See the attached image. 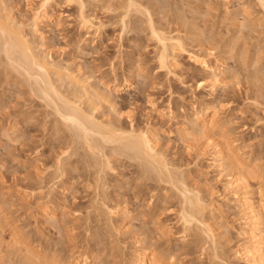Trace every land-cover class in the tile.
<instances>
[{"label": "rangeland", "instance_id": "374dc122", "mask_svg": "<svg viewBox=\"0 0 264 264\" xmlns=\"http://www.w3.org/2000/svg\"><path fill=\"white\" fill-rule=\"evenodd\" d=\"M3 1L13 8L16 17L25 19L31 17L43 2ZM123 1L126 0L85 1V14L97 26L104 24L97 35L96 26L89 29L81 26L78 3L66 7L68 1L55 0L48 10L55 11L54 21L57 23L60 20L62 27L53 26L49 29L45 26L43 31L47 43L43 45L41 42L42 46L38 50L50 53L63 64L81 66L83 71L94 70L95 75L104 76L105 80L106 77L113 79L116 76L119 80L124 79L123 76L132 79V85L118 94L116 108L122 109L124 113L131 108L142 127L157 130L160 143L169 146L170 163L178 170H183V180L190 183V188L197 187L204 201L211 204L206 215L217 235L216 251L226 256L229 264H247L237 254L240 246L246 243L242 234L246 221L244 212L235 202L234 190L228 189L226 185L234 172L227 164L221 168L213 164L214 146L207 145L206 137L195 134L191 121L194 107L200 109L201 102H205L203 100L211 104L210 112L218 107L221 121L227 124L224 126L225 131L223 128L214 131L217 133H214V138L220 135L218 139L241 148L239 154L246 156L248 166L252 167L255 160L258 165H264V109L258 106L264 100L262 11L254 0H155L160 6L153 0H141L143 3L153 2L151 10L157 8V14L153 10L157 28L168 31L169 34L165 31L167 36L176 31L173 37L179 36L188 50V53L183 50L177 54L178 67L175 66L174 72L169 75L163 68L157 70L159 46L149 35L147 17H142L144 14L138 13L137 16L133 12L135 15L132 13L131 18L135 16L132 21L135 18L136 21L122 32L120 16ZM240 4L242 6L239 7ZM235 7H239V11L234 18L228 11ZM245 8L249 11V17L242 13ZM133 25L137 26L135 31ZM211 50H214V55L208 56ZM189 52H194L204 60L210 58L212 61H208L212 65L216 64L222 83L215 87L213 93L207 90L208 87L193 90L185 86L191 85L198 76L211 75L209 72L207 75L201 65L195 64ZM0 65V178L7 182L6 185L0 183V264H37L32 261L34 259L28 258L26 247L36 251L35 260L42 264L43 261L46 263L47 257H50L47 260H51L52 255L63 259L70 250L84 251L85 248L90 249V245L91 249H96L98 245V251L102 252H98L99 259L91 264H128L139 248L132 237L134 233L142 237V242L146 240L140 245L143 249L156 251L164 260L170 261V256H176L177 264H217L216 259H210L214 256L211 248L213 244L207 233L203 232V227L194 222L193 226L186 228L181 218L184 208L182 195L177 188L148 180L147 175L145 178L136 165L126 160H123L124 163L113 160L115 171L107 169V175L102 174L103 178L106 177L102 179L104 182L94 173L96 166L92 167L93 171L89 161L84 165L87 160L83 158V152L80 157L82 149L79 155L65 158L62 162L64 168L59 167L56 160L62 152L74 147L70 145L71 138L63 133V126L57 117L49 114L51 108L46 109L48 107L44 101L33 94L24 77L12 73L15 70L7 66L4 68V64ZM235 76L240 78L239 88L231 87ZM225 84L227 88L223 87ZM149 99L155 108H152ZM224 104H231L232 107H221ZM161 105L164 108L173 106L175 112L170 120L159 116L157 110ZM108 109H105L106 112L111 111ZM189 135L193 139L190 140ZM81 159L85 160L84 163ZM97 181L100 185L101 182L107 185L106 189H102L103 185L98 188L99 196L96 192ZM253 181L250 183L257 188V181ZM25 189L35 192L28 193ZM47 194L53 196L49 198ZM99 197H102L101 203L104 199L105 205L100 204ZM45 203L61 204L58 213H52L58 217L59 230L50 217L39 216L38 210ZM95 203L100 204V210ZM115 206L118 212L114 216L106 214L107 209ZM89 212L90 217L87 215ZM74 239L77 242L74 243ZM87 239L90 240L88 244ZM67 259L61 264H67Z\"/></svg>", "mask_w": 264, "mask_h": 264}, {"label": "bare ground", "instance_id": "6f19581e", "mask_svg": "<svg viewBox=\"0 0 264 264\" xmlns=\"http://www.w3.org/2000/svg\"><path fill=\"white\" fill-rule=\"evenodd\" d=\"M67 1L68 0H66V2ZM85 1L86 0H73V3L76 2L80 4L82 2L86 6ZM153 1L155 2V0ZM254 1H255L256 6L260 7V10L262 11V14L264 16V7H261L260 0H254ZM53 2H55V0H48V7L51 6ZM43 3H44V0L41 3V5ZM151 3L153 4V2ZM151 3H148V2L143 3L141 2V0H126L121 5L122 14L120 16V23L122 24L121 25L122 32L124 33L125 29H127L131 24H133L134 21H136V18L135 20L132 21V18L135 17L133 15L137 14L138 16L140 13L141 15L144 14V16L142 15V17H145V18L147 17L146 22H148L149 35L151 36L152 39H154L157 42L156 44L159 46V53L157 56L158 64L160 65V59H161V56H163L166 61L165 67L170 68L172 72H174V67L177 66L176 64L178 63L177 54L178 53L180 54V52H182L181 47L183 48L184 51H186V49L184 47V43L182 42V39H180L179 36L173 37V35L176 34V31L175 33H171V36L170 35L167 36V34H169L168 31L166 30L163 31L161 28L160 29L157 28V25L155 24V20L157 19L153 17V12L156 11L157 8L153 9L154 11L151 10L152 9L151 7H153ZM166 3L167 2H165V4ZM7 4L5 3V1L0 0V64H4L3 67L7 66L11 70H15L12 73L16 72L17 74L22 76V78L24 77L25 82L27 81L26 83L27 85L29 84L28 86L31 88L30 90L33 92V94L36 95L38 98H40L42 101H44V105L48 107L46 109L51 108V112L49 114L52 116L54 114V116L57 117L58 121L63 126V129H64V120L62 119V117H68V118L79 121L80 126L78 128L77 135L75 137H68V138H71V141L67 139L68 141H70V145L73 144L72 146H74L73 148H71V154L73 155L70 154L71 156H69V158H71L74 155L76 156V154L79 155L80 154L79 150L82 149L80 157H82V152H83V154H85L83 158L87 160V163L86 162L84 163L85 160L81 159L83 161L82 163H84L85 165L90 162L91 164L89 165L91 167L90 168L91 170H93L92 167L96 166L97 168L95 167L96 169H94L96 171L94 170L93 171L94 173L97 174L98 179H101V180L106 178L105 176L103 178L102 174L107 175L106 173L108 172V170L115 171L114 166H113V160H115L117 163L118 161L120 163L121 161L126 160L129 163L131 162L133 165H136L138 169L141 171V173L145 175V178L148 177L147 178L148 180H151V181L155 180L158 183H162V184L165 183V185L169 184L168 186H172L173 189L174 187L175 189L177 188L178 192L180 191L179 194L182 195L181 202L183 203L182 206L184 208L182 207L183 213L182 214L180 213V214H181L182 220L184 221V224L186 225V228L193 226L194 222H196V224H200L205 230L203 232L207 233L210 239V242H212L213 244V245L211 244L213 246L211 248L214 251L213 252L214 259L213 258H210V259L212 260L216 259L217 264H221V262H223V264H229L228 262L229 260L226 261L227 260L226 256L223 257L221 253L220 255L216 251L217 250V247H216L217 235L215 233L214 228H212V225H210L211 223L208 222L211 220L208 219L207 218L208 216L206 215L209 213V206L211 204H207L204 201V198L200 195L197 187L195 189L194 187L190 188L188 186L190 183L188 184L186 181L183 180L184 179V174L182 173L183 170L182 171L178 170L177 168L174 167V165H172V163H170L169 161L170 156H169V149H168L169 146H166L160 143L158 139V132L155 128L142 127L140 123L136 121V115L134 113L132 114V120L129 121L127 117L125 116V113H124L125 111H123L122 109L116 108V106L118 105V101H117L118 94L120 93L122 89L132 85V82H131L132 79H130V77H128L129 79L128 78L126 79V77L123 76L124 79L122 80L120 79L121 80L120 81L116 76L115 78L113 77V79L106 77V80H105L104 76L102 77L101 75L100 76L95 75L94 70L93 71H85V70L83 71V67L81 66L73 67L72 64L70 63L63 64L61 61L53 58V56L50 53L48 54V53H44V51L42 52L38 50V48L42 46V43L43 45L47 43L45 42L46 36L44 34L43 28L45 26H48L49 29H51L53 26L57 27L60 25V20H58L57 23H55L54 21L55 11H52L51 9V12H50L48 10L49 9L48 7L44 9V15H42L39 18L38 24H36L35 27H32L30 25L35 22V15H36V12L39 11V7H37L34 10L35 12H33V15L31 17L28 16L29 18L25 19L23 17L21 18L16 17V15L14 14V11L12 10L13 8ZM30 4L28 5L30 6ZM156 4L159 5L160 3L159 4L156 3ZM161 5L162 7H164L163 4ZM238 6L240 7L242 5L240 4ZM239 7H235L234 9H231L228 12L231 13L232 16L235 18L238 15ZM172 8H173V5H172ZM161 9L163 10V8ZM158 10L161 11L160 9ZM194 10H195L194 12L196 13V9ZM133 12H135V14ZM157 12L158 11H156L155 14H157ZM228 12L226 14H229ZM248 12H247V9L245 8L243 9L242 13L244 14L245 17H249L248 15L250 14ZM132 13L133 15L131 18ZM84 16H85V19L88 21V25L83 26V27L89 29L92 27L94 28L96 26L95 33L99 35L100 28L104 24L98 23L99 25L97 26V24L93 21V19H91L90 16H87L85 12H84ZM237 19L239 18L237 17ZM135 26L134 28L131 26L134 29V31H135ZM191 27L193 29V26ZM133 29H131V31ZM153 29H155V32L160 35V40L164 41L163 44L160 42V40H157L153 36L152 34ZM165 31L166 33L167 32L168 33L166 34ZM81 41L82 40H79L78 42H81ZM199 47H201V45ZM213 51L211 50L212 53ZM189 53H190L189 55L190 57L195 56V57H198L199 59H202V57L195 55L194 52L192 53L189 52ZM208 60H211V59L209 58ZM215 65H212L209 61V69L215 68L216 73L205 77L206 78L205 88L208 87L207 90H209L211 93H213L216 90L215 87H218L222 83L219 77V72H217V68L215 67ZM203 70L206 71L208 75V70L204 68ZM130 76H133V75H130ZM216 79L220 80L219 85L215 83ZM203 101L205 102H201V105H199L200 109L194 107V110H193L194 113H193V118H192L193 120L191 121L192 122L191 124L193 125V127H195V134L199 135L201 138L206 137V142L208 143L207 145L211 144L214 146L213 148L214 151L212 153L213 164L217 166V168H221L224 166V164H227L228 165L227 167H230L232 171L234 172V173H231L232 176L228 179V182L226 181V185L228 189L234 190V196L236 199L235 202L238 204V206H240L241 210H243L244 219L246 220L244 223L245 228L242 229L243 230L242 234L244 238H246L245 240L246 243L240 246V248L237 250V254L241 256V258L245 259L247 264H264V198L261 197V184L259 183V177L261 173L264 172V168H262L261 165H258L256 160L252 162L253 164L252 167L248 166V163L245 159L246 156L244 157V154H239V150L241 148L239 149L235 145L229 144L220 138L218 139L220 135H218V137L216 136L217 139L214 138L215 134L217 135V133L214 131L217 128L218 130L222 128L224 130V126L227 123L221 121L222 118L219 116L221 113V110L218 107L215 108L214 112H210L209 108L211 104L206 103V100H203ZM194 103L196 102L194 101ZM107 108H109L111 111L106 112ZM158 108H159L158 110L157 109L155 110H157L159 116L162 118H167L168 120L171 119V117L173 116L175 112L172 105L169 106L168 108H164V106L161 105V107H158ZM217 109H219L218 112H217ZM89 117H91V119H89ZM133 130L137 134L136 137H115L113 134L114 131L130 132ZM140 133H143L144 136L147 137V143L152 146V151L155 152L158 157H162L163 160L167 162L166 166H161L159 162L155 161L148 154L147 149L144 147V141L139 138ZM68 144L69 143H67V146H69ZM67 151H69V148ZM201 154L202 152L200 153V155ZM170 160H172V158H170ZM124 161L122 163H124ZM88 166H87V169H88ZM177 167H179V165H177ZM179 168H181V166ZM84 169H85V166H84ZM90 169H88V171ZM106 170L107 172L105 173ZM247 170H251L256 175L257 179H251V180L257 181V183H255V185L256 184L258 185L257 188L256 186L254 187V185L251 184L252 183L251 180L247 179L246 177ZM96 174L94 176H96ZM95 179L97 180V178ZM102 181L105 182V180H102ZM96 183H98L96 186V189H97L96 192L98 193V196H99L100 191L98 192V188H101V185H103L104 187L102 186V189L103 188L106 189L105 186L107 185L103 184L102 182L100 185L98 181ZM40 187L42 188V186ZM25 191L28 193L35 192L33 191V189H25ZM97 193H95L96 196H97ZM254 194L256 195V199L254 198L255 197ZM48 196L50 198L53 195L51 196L49 194ZM49 198L47 199L50 200ZM101 199L102 197L99 199V202ZM103 200H102V203L100 202V204L105 205ZM63 203L64 202H62L61 204L64 205ZM61 204L56 203L54 205V204L45 203V205H42V207L38 210L39 216L44 217V218L50 217L51 220L53 221L52 223L55 224L58 230H59V226L57 225L58 217L53 215L52 213L57 214L59 210L58 207L61 206ZM95 204L98 206V207L96 206V208L99 209L100 204L99 205L97 203ZM99 210L98 212H100ZM111 211H112V214L110 215L114 216V214L118 212V209L115 206L114 208H111ZM90 212L87 213V215L91 214ZM108 213L109 212H107L106 214ZM90 216L88 215V217ZM109 216H108V219H109ZM75 227L73 226V228ZM132 237H134L135 238L134 240L137 241V245L139 246V248L137 249V251L134 254V257L131 258L128 264H160L161 260H164L163 257L161 258V255L159 256L156 251L154 250L149 251V249L147 250L141 247L142 246L141 243L146 242V240L145 242L141 241L140 239L141 236L139 237L138 234L134 233ZM75 242H77V240L74 239V243ZM87 242H90V240L88 241L87 239L86 243ZM72 244H73V241H72ZM94 244H96L95 241H94ZM152 245H155V244L152 243ZM118 246L117 248L119 249ZM96 247L98 248V245ZM96 249L94 248L91 249V245H90V249L85 248L84 251L83 250L81 251L80 250L79 251L70 250L71 252L67 256L69 259V261L67 259V262H68L67 264H91L92 262L94 263V260L97 261L99 259V255H97L99 252L98 251L99 248L97 250ZM205 250L206 248L203 249V251ZM101 251L103 250L101 249ZM25 252L29 255L28 257L29 259H34L32 261L33 262L35 261V263L38 264V262L35 260L36 251L33 252V250L31 251L29 247H26ZM99 253H102V252H99ZM28 255L25 254V256H28ZM58 257H55L52 255L51 257L52 261L47 260L48 258L50 259V257H47V259L45 260L46 263L43 261L42 264H52V263L61 264L62 262L65 261V258H67L65 257L61 259L60 257V259H58Z\"/></svg>", "mask_w": 264, "mask_h": 264}, {"label": "snow or ice", "instance_id": "6c2138e0", "mask_svg": "<svg viewBox=\"0 0 264 264\" xmlns=\"http://www.w3.org/2000/svg\"><path fill=\"white\" fill-rule=\"evenodd\" d=\"M260 5H261V7H264V0H260ZM72 6H73V0H68L66 7H72ZM47 7H48V0H44V3L39 6V11L36 12L35 22L33 24H31L30 26L35 27V25L38 24L39 18L42 15H44V9H46ZM78 8H79V19H80L81 25L87 26L88 21L85 19V16H84L85 5L81 2L78 5ZM125 19H126V17H125ZM59 26L62 27V25H59ZM152 34L157 40H160V35L155 32V29H153ZM160 42L162 44L164 43L163 40H160ZM181 51H183L182 47H181ZM208 55L213 56L214 53L209 52ZM190 58L195 62V64L201 65L204 69H207L209 74H215L216 73L215 68L209 69V61L208 60H202V59H199L198 57H195V56H191ZM165 63H166L165 58L163 56H161L160 65H159V68L157 70L159 71L161 68H163L166 72H168L169 75H172V70L170 68H166ZM177 79L179 80L180 78L177 77ZM180 82L182 84H184L183 80H181ZM215 83L219 85L220 80L216 79ZM205 85H206V78L204 76H200L197 78L196 81H193L191 85H185V86L186 87L190 86L193 88V90H195V89H204ZM223 87L227 88L228 85L225 84ZM231 87L232 88H239L240 87V78L238 76H235L233 78V80L231 81ZM149 103L152 104L151 99H149ZM258 106L261 107L262 109H264V100H261V103ZM221 107L230 108V107H232V105L231 104H224V105H221ZM152 108H155V104H152ZM218 111H219V109H217V112ZM58 115H59V113H58ZM125 116L127 117V119L129 121L132 120V109L131 108L129 109V111L127 113H125ZM62 119L64 120V133L69 137H75L77 135V131H78V128L80 126L79 121H77L75 119L68 118V117H62ZM89 119H91V117H89ZM262 123H264V121H262ZM113 134L115 137H136L137 136V134L135 133L134 130L130 131V132L114 131ZM139 138L144 141V147L147 149L148 154L155 161L159 162V164L161 166H166L167 162L164 161L162 157H158L156 155V153L152 151V146L147 143V137H145L143 133H140ZM188 138L190 140L193 139L190 135ZM191 150L192 149H189V151H191ZM70 152H71V149H69V151L62 152L59 159L56 160V164L59 167H63L62 162L65 160V158L69 157ZM38 155H39V152H37V156ZM261 167L264 168V165H262ZM246 177L249 180L257 179L256 175L251 170H247ZM12 179H15V177H12ZM0 183H3L5 185L7 184V182L4 181L2 178H0ZM259 183L261 184V197L264 198V172H262L260 177H259ZM107 211L109 212V214H112L111 209H107ZM161 238H163L162 235H161ZM153 243H155V241H153ZM160 264H177V258H176V256H171L170 261L169 260H161ZM221 264H223V262H221Z\"/></svg>", "mask_w": 264, "mask_h": 264}]
</instances>
